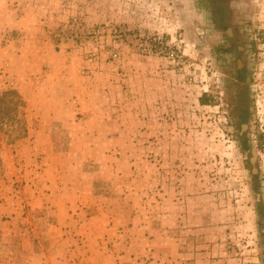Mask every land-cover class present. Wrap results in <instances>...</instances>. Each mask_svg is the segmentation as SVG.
Returning a JSON list of instances; mask_svg holds the SVG:
<instances>
[{"label":"rangeland","instance_id":"rangeland-1","mask_svg":"<svg viewBox=\"0 0 264 264\" xmlns=\"http://www.w3.org/2000/svg\"><path fill=\"white\" fill-rule=\"evenodd\" d=\"M66 1L61 20L42 26L49 43L37 56L14 60L10 48L24 33L1 34L0 48L10 51L0 56V92L16 91L22 103L0 124V264H88L97 255L98 264H111L129 246L142 253V229L153 227L155 215L187 209L191 224L209 228V246L227 244L242 264H264V0H240L251 44L241 137V121L228 116L216 93L228 58L215 54L221 35L202 3ZM137 34L161 37L164 53H148ZM13 65L17 73H48L56 84L117 86L115 99L127 104L110 106L113 123L99 111L77 123L38 121L15 85ZM145 76L167 98L144 119L136 83ZM106 123L113 139L104 137Z\"/></svg>","mask_w":264,"mask_h":264},{"label":"crops","instance_id":"crops-1","mask_svg":"<svg viewBox=\"0 0 264 264\" xmlns=\"http://www.w3.org/2000/svg\"><path fill=\"white\" fill-rule=\"evenodd\" d=\"M63 1L0 0V38L1 34L12 30L24 33L23 43L10 48L11 51L8 47L0 48V56H2V51L5 54L10 51L11 58L22 61L31 58L30 55L40 54L49 43L42 26L61 20L63 16L60 13L67 11L63 8L65 5H63ZM65 2L68 3L66 0ZM38 11H43V14L40 16ZM55 11H58L59 14ZM43 16L46 19H43ZM32 50H34L33 53ZM13 68L16 73L14 76L15 85L20 83L18 88L26 94L27 109L36 111V116H38L36 120L38 121L65 120L77 123L80 119L90 120L93 118L92 120H94L98 118L96 115L99 111L106 113L107 123H113L115 117L110 106L127 104L124 101V96L120 101L115 99V93L119 90L117 86L111 85L105 86V89H98L92 83L84 86L64 84L65 81L56 84V81L51 80L49 75L47 76L48 73L30 72L27 68L22 73H17L15 71L17 67L13 65ZM30 76L32 77L30 78ZM28 77L33 87H26L29 81H25V78ZM61 79L62 77L58 81ZM49 82L51 85L48 84ZM136 84V101H138L139 107L137 114L144 116V119L147 115H155L152 108L157 104L163 106L164 99L167 98L159 94V91L164 92L165 88H162L159 83L146 81V76L143 81L139 80ZM98 90L105 92L106 97H97L95 93ZM123 91L126 92L127 89ZM166 103L169 104V100ZM46 107L50 108L46 109ZM80 116L82 118L79 119ZM105 128L106 135L104 137L113 139L115 136L113 125L107 124ZM103 135L101 133L95 138L101 139ZM95 147L102 154L110 151L107 145L99 144ZM171 198L175 199L174 203L178 201V198L174 196ZM190 213L191 211L187 209L169 211L166 214L160 212L159 215H155L153 227L151 229L143 228L141 232L144 244L138 245L143 254L130 251L131 247L129 246L127 249H123V252L116 253L111 264H242L238 253H235L237 251L234 248L231 249L227 244L220 247L216 244L209 246L206 242L207 239L203 236L209 228L201 224H191ZM210 230L215 229L210 228ZM149 242L150 244H148ZM96 258L98 255L92 257L88 264H98Z\"/></svg>","mask_w":264,"mask_h":264},{"label":"flooded vegetation","instance_id":"flooded-vegetation-1","mask_svg":"<svg viewBox=\"0 0 264 264\" xmlns=\"http://www.w3.org/2000/svg\"><path fill=\"white\" fill-rule=\"evenodd\" d=\"M206 8L212 30L221 35L215 54L228 58L227 69L222 74L219 101L228 108V116L235 121L246 120V86L249 39L242 26L240 0H197ZM229 68V69H228ZM242 122L239 123L241 131ZM238 135L241 137L240 132Z\"/></svg>","mask_w":264,"mask_h":264},{"label":"trees","instance_id":"trees-1","mask_svg":"<svg viewBox=\"0 0 264 264\" xmlns=\"http://www.w3.org/2000/svg\"><path fill=\"white\" fill-rule=\"evenodd\" d=\"M20 103L22 102L16 91L7 90L0 92V124L4 120H10L12 118V113L15 112ZM241 122L245 123V120ZM243 147L248 146L243 143Z\"/></svg>","mask_w":264,"mask_h":264},{"label":"built area","instance_id":"built-area-1","mask_svg":"<svg viewBox=\"0 0 264 264\" xmlns=\"http://www.w3.org/2000/svg\"><path fill=\"white\" fill-rule=\"evenodd\" d=\"M116 34L118 37L125 38V31L122 30L121 28L117 29ZM133 38L134 40H138V41L142 40L143 43L147 45L146 51L148 53H162L163 54L166 48L161 37L148 38V37H144V35L137 34V35H134ZM4 70L5 68H3V71ZM3 71H2L1 77H3V79H9L6 72H3Z\"/></svg>","mask_w":264,"mask_h":264},{"label":"water","instance_id":"water-1","mask_svg":"<svg viewBox=\"0 0 264 264\" xmlns=\"http://www.w3.org/2000/svg\"><path fill=\"white\" fill-rule=\"evenodd\" d=\"M246 127H247L246 124H243L241 126L240 134H242L245 131ZM256 158H257V154H256L255 150L251 149L250 164L253 165V167L251 169L252 174H255L257 172V169L254 167V164L256 162Z\"/></svg>","mask_w":264,"mask_h":264}]
</instances>
